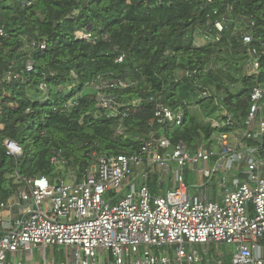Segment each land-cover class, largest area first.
Here are the masks:
<instances>
[{
    "label": "trees",
    "instance_id": "trees-1",
    "mask_svg": "<svg viewBox=\"0 0 264 264\" xmlns=\"http://www.w3.org/2000/svg\"><path fill=\"white\" fill-rule=\"evenodd\" d=\"M29 1L0 0V203L16 189L14 173L65 181L74 171L78 183L99 157L139 154V136L163 134L190 152L198 144L210 149L214 134L241 128L251 88L264 87V0H33L28 6ZM214 11L230 19L219 34L212 28L219 19ZM242 25L257 51V75L244 73L248 48L234 31ZM78 31L93 34L95 42L75 40ZM195 35L209 41L197 47ZM105 82L125 85L101 90L114 98L115 113L97 108L98 92L85 90ZM198 89L211 96L198 98ZM158 102L181 113L182 124L156 125ZM225 112L234 128L214 129L212 121L224 119ZM5 140L21 148L19 157L6 154ZM258 147L264 162V135ZM147 184L156 195L157 175ZM230 258L223 264H231Z\"/></svg>",
    "mask_w": 264,
    "mask_h": 264
},
{
    "label": "built area",
    "instance_id": "built-area-1",
    "mask_svg": "<svg viewBox=\"0 0 264 264\" xmlns=\"http://www.w3.org/2000/svg\"><path fill=\"white\" fill-rule=\"evenodd\" d=\"M32 3L33 0L26 5ZM214 14L219 19L212 28L219 34L230 19L227 14L217 11ZM234 31L248 48L245 75H257L259 58L256 49L250 47L253 39L248 27L242 25ZM0 36H4L2 29ZM75 40L93 44L96 38L89 32L78 31ZM203 40L209 41L204 37ZM213 41L218 42L219 36ZM30 47L36 44L32 42ZM38 48L43 50L45 45L39 44ZM122 60L120 56L116 63ZM26 70H32V63H27ZM184 76L191 77V74L185 71ZM11 79L10 74L5 78L7 82ZM88 86L98 92L97 108L117 112L114 98L101 90L123 89L122 82ZM39 89L45 95V86ZM196 93L202 99L211 96L207 90L198 89ZM137 104L133 102L132 111ZM153 121L160 127L180 126L183 117L158 102ZM234 126L232 116L226 112L224 119L212 121L216 130ZM263 135L264 87L255 85L250 91L249 111L241 128L214 134L215 144L210 149L198 144L190 152L183 144L172 146L163 134L152 133L136 138L141 144L139 154L100 157L96 170L88 169L78 183L14 173L16 189L7 202L0 203V210L17 208L19 217L7 224L0 221V264H23L10 261L9 256L32 255L35 250L45 251L49 246L65 250L63 260L53 264H223L222 252L217 250L210 256L211 245L231 247L226 256L231 257V264H264L261 244L264 240V162L258 154ZM3 145L7 155H21V148L14 141L5 140ZM59 159L60 153L52 157L51 163ZM211 160L214 166L208 170L204 166ZM198 165L202 167L195 170L208 180L219 173L220 202L190 193L184 175ZM154 167L160 170L158 195H151L147 184L149 177L156 175V172L149 174ZM135 169L140 171L136 173ZM162 172L171 176L173 187L162 186L163 179L159 176ZM231 172L234 176L228 186L226 175ZM196 246L201 247V253ZM40 264H47L45 257Z\"/></svg>",
    "mask_w": 264,
    "mask_h": 264
},
{
    "label": "crops",
    "instance_id": "crops-1",
    "mask_svg": "<svg viewBox=\"0 0 264 264\" xmlns=\"http://www.w3.org/2000/svg\"><path fill=\"white\" fill-rule=\"evenodd\" d=\"M213 166H214V160H211L204 167L208 170H211L213 168ZM200 167H202V165H198L193 170H187L185 172V175H184L185 176V182H186L187 186L190 188V193H191V190L194 189V193L192 195L198 196L201 198H205L207 200H211L214 202H220L221 196H222V190L219 187V180H220L219 173H217L213 179L208 180L207 177H204L203 175L199 174V172H197L195 170V169H199ZM135 176L139 177V174H136ZM159 176L162 177V179H163L162 186L164 184H166V186L169 188L174 186L172 180L171 181L169 180L167 182L164 181V178L167 175H165L163 172L160 173ZM197 176H199V184L196 183ZM233 176L234 175L232 172L226 175L228 186H231ZM158 194H159V192L156 195H158ZM18 217H19V210L17 208L11 209V210H9V209H1L0 210V221L5 222L6 224L8 222H10L9 221L10 219H17ZM195 249H197V251H199L200 253L202 252L200 246H196ZM35 251L38 252L37 250H35ZM210 252H211V248H210ZM212 255H211V257H212ZM223 255L225 256L224 253H223ZM32 257L33 256H31L27 253H24V254L20 253V254H16V255H10L9 259H10V261L22 262L23 264H27V262H30V261L37 263V264L41 263L38 261H32ZM226 258L227 257L225 256L224 260ZM203 263H205V262H203Z\"/></svg>",
    "mask_w": 264,
    "mask_h": 264
},
{
    "label": "rangeland",
    "instance_id": "rangeland-1",
    "mask_svg": "<svg viewBox=\"0 0 264 264\" xmlns=\"http://www.w3.org/2000/svg\"><path fill=\"white\" fill-rule=\"evenodd\" d=\"M194 39H195L194 44L197 47H201V46L205 45V40H203L202 36L195 35ZM85 90H86V93H92L93 92V89L89 86H86ZM97 162H98V158H97V161L95 160L93 163H91V165L89 166V171L94 172L96 170ZM139 171H140L139 169H135L136 173H138ZM154 172H156V175H157V173L160 172L159 168L154 167V169H152L149 174H152ZM75 177H76L75 172L69 171L66 173V177H65L66 180L65 181H72V180L74 181ZM169 180L171 181V176H169V177L165 176L164 181L167 182ZM196 183L199 184V176H197ZM165 186H166V184H165ZM135 189L138 190V184H136ZM193 193H194V189L191 190V194H193ZM210 248H211L210 256L217 250L220 252H223L225 254V256H227L228 253H230V251L232 249L231 247L224 246V245H221V246L220 245H216V246L211 245ZM64 255H65V250L63 247H51V246H49L45 251H43L41 249L38 252L34 251L31 256H33L32 261L42 262V260L45 257V261L47 264H53L54 262L61 261L63 259Z\"/></svg>",
    "mask_w": 264,
    "mask_h": 264
}]
</instances>
